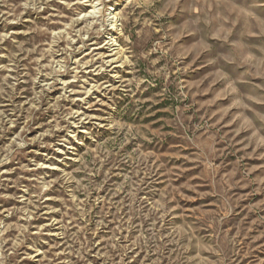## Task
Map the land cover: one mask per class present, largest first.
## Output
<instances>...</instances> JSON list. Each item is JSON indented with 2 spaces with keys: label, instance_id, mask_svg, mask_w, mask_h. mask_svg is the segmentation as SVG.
Wrapping results in <instances>:
<instances>
[{
  "label": "rangeland",
  "instance_id": "obj_1",
  "mask_svg": "<svg viewBox=\"0 0 264 264\" xmlns=\"http://www.w3.org/2000/svg\"><path fill=\"white\" fill-rule=\"evenodd\" d=\"M89 1L0 0V264H264V0Z\"/></svg>",
  "mask_w": 264,
  "mask_h": 264
},
{
  "label": "bare ground",
  "instance_id": "obj_2",
  "mask_svg": "<svg viewBox=\"0 0 264 264\" xmlns=\"http://www.w3.org/2000/svg\"><path fill=\"white\" fill-rule=\"evenodd\" d=\"M89 2H90L89 3L90 4L89 10L84 14V16H88V15L92 16L95 13H97L98 10H99L97 8L98 2H94L93 0H90ZM117 17H118V15L115 12L114 8H112L107 13V15H106V21L108 22V25L110 26L109 29L113 30V29L116 28V22L118 20ZM106 45H108V49H109L110 52L115 50V47H114L115 41H114V37H113L112 33H110V36H108V38L106 39ZM62 87L63 88H66L67 87V82L65 80L62 81ZM91 88L92 87H89V89L87 91L88 93L91 92ZM77 116H78V120L81 121L82 120V115L80 117H79V115H77ZM73 123H75V121ZM76 131H77L76 129L73 130V132H76ZM58 148H60V147H58ZM42 164H46V162L43 161Z\"/></svg>",
  "mask_w": 264,
  "mask_h": 264
}]
</instances>
